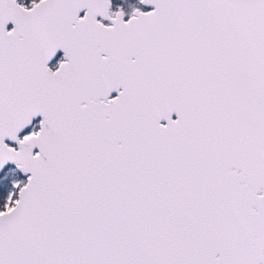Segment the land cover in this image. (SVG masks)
<instances>
[{"label":"snow or ice","instance_id":"snow-or-ice-1","mask_svg":"<svg viewBox=\"0 0 264 264\" xmlns=\"http://www.w3.org/2000/svg\"><path fill=\"white\" fill-rule=\"evenodd\" d=\"M0 264H264V0H0Z\"/></svg>","mask_w":264,"mask_h":264},{"label":"flooded vegetation","instance_id":"flooded-vegetation-1","mask_svg":"<svg viewBox=\"0 0 264 264\" xmlns=\"http://www.w3.org/2000/svg\"><path fill=\"white\" fill-rule=\"evenodd\" d=\"M28 3H30V0H27Z\"/></svg>","mask_w":264,"mask_h":264}]
</instances>
